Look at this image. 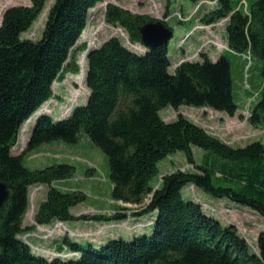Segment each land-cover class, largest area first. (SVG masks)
<instances>
[{
	"label": "trees",
	"instance_id": "obj_1",
	"mask_svg": "<svg viewBox=\"0 0 264 264\" xmlns=\"http://www.w3.org/2000/svg\"><path fill=\"white\" fill-rule=\"evenodd\" d=\"M196 1V0H193ZM215 8L202 9L201 24L226 19V46L239 71L260 67L261 99L248 121L264 123V0H215ZM2 13L0 22V182L10 183L11 195L0 216V264H264V230L253 250L232 224L208 215L199 201L187 200L182 188L192 185L204 194L247 207L264 218V142L252 141L233 147L197 123L178 114L171 122L159 116L162 108L185 105L210 108L233 116L237 110L231 65L225 56L212 61L182 60L171 73L168 45L137 52L111 37L86 55V102L61 120L39 115L31 128L26 148L12 154L21 126L53 97L52 84L66 72L77 73L76 46L86 27L88 11L102 0H54L39 40L22 39L42 13L47 0H29ZM105 20L123 28L132 43H140L139 27L154 19L108 4ZM80 47V46H79ZM259 62V64H258ZM86 137L106 155L111 200L139 205L148 202L137 216L155 213L148 233L121 237L99 245L65 235L51 246L57 255L32 251L22 236L34 226H24L28 187L51 185L73 177L75 167L58 163L29 169L23 163L27 152L56 141L77 144ZM192 147L204 150L196 165ZM182 151L196 172L173 171L151 183L158 164ZM84 193L48 187L34 214L37 225H51L76 218L70 208L82 202ZM110 217L123 220L127 207L118 206ZM120 211L122 213H120ZM83 217V216H82ZM67 251L75 256L63 258ZM60 254V255H59Z\"/></svg>",
	"mask_w": 264,
	"mask_h": 264
},
{
	"label": "rangeland",
	"instance_id": "obj_2",
	"mask_svg": "<svg viewBox=\"0 0 264 264\" xmlns=\"http://www.w3.org/2000/svg\"><path fill=\"white\" fill-rule=\"evenodd\" d=\"M54 0H47L45 7L37 21L31 28L22 34V39L39 40L43 27ZM29 0H0V22L4 10L15 5H28ZM108 4L130 11L134 14L146 15L153 21H162L171 28L172 36L168 42V56L171 67L168 71L173 73L175 64L182 58L201 61L200 53L204 52L215 61L219 56H225L231 65V77L234 87V99L237 110L233 116L217 112L210 108H195L182 105L178 109L172 107L162 108L159 116L163 121L171 122L178 114L186 117L204 128L210 134L220 138L233 147H242L252 141L264 142V123L253 126L249 123L250 111L261 99L260 67L254 64L246 71H239L236 56L221 48L225 44V20L204 25L198 20L202 9L215 8L212 0H102L88 11L86 27L80 33L76 46L84 48L76 53L79 72H66L52 84L53 97L48 99L34 116L28 119L23 126L12 154H19L26 148L31 128L35 119L41 114L50 115L54 121L68 117L74 108L86 102L88 89L85 87L86 55L92 48L99 47L111 37H118L122 44L131 50L145 52L141 42L132 43L125 30L117 24L107 23L105 10ZM149 22V21H148ZM80 46V47H79ZM133 46V47H132ZM259 64V62H258ZM260 65V64H259ZM192 157L196 165L206 159L204 150L192 147ZM23 164L29 169H42L53 164L68 163L75 167L73 177L67 180L56 181L51 185L35 184L28 187V209L24 217V226H34L31 232L22 236L31 244L32 251L53 257L57 255L55 247L51 246L54 239L65 235L83 242L85 240L100 244L116 237L130 240L134 235L148 233L151 230L149 223L155 213L137 216L135 211H141L149 200L146 195L141 204H124L111 200V183L108 179L109 166L106 155L94 146L86 137L80 136L77 144H65L56 141L34 148L27 152ZM196 172L182 151H177L165 157L158 164V174L151 183L158 187L161 178L173 171ZM55 186L61 190H76L84 193V200L70 208V213L76 218L73 221L55 222L54 225H36L34 214L40 203L45 200L48 187ZM182 195L187 200L199 201L201 207L208 215H213L223 224H232L238 232L251 245L256 248L258 234L264 230V218L257 212L234 203L227 198H215L204 194L192 185L182 188ZM118 206L127 207L126 218L123 220H95L91 217L102 215L110 217L117 213ZM120 213H122L120 211ZM83 216V217H82ZM61 256L69 258L75 256L64 251Z\"/></svg>",
	"mask_w": 264,
	"mask_h": 264
},
{
	"label": "water",
	"instance_id": "obj_3",
	"mask_svg": "<svg viewBox=\"0 0 264 264\" xmlns=\"http://www.w3.org/2000/svg\"><path fill=\"white\" fill-rule=\"evenodd\" d=\"M172 30L164 25L162 21H149L139 27L140 42L149 48L158 45H167L172 36ZM156 188V187H155ZM12 185L0 182V214L12 192ZM1 216V215H0Z\"/></svg>",
	"mask_w": 264,
	"mask_h": 264
}]
</instances>
